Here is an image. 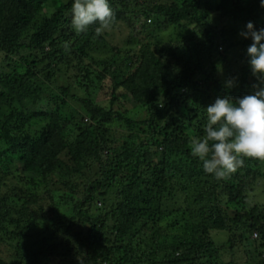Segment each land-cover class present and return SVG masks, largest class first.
<instances>
[{"label": "trees", "instance_id": "obj_1", "mask_svg": "<svg viewBox=\"0 0 264 264\" xmlns=\"http://www.w3.org/2000/svg\"><path fill=\"white\" fill-rule=\"evenodd\" d=\"M71 3L0 0V264H264V160L217 180L189 147L218 97L254 92L251 41L236 36L264 28L259 0H109L100 35L72 30ZM148 21L178 40L147 39ZM240 247L250 260H235Z\"/></svg>", "mask_w": 264, "mask_h": 264}, {"label": "clouds", "instance_id": "obj_2", "mask_svg": "<svg viewBox=\"0 0 264 264\" xmlns=\"http://www.w3.org/2000/svg\"><path fill=\"white\" fill-rule=\"evenodd\" d=\"M259 6L264 9V0ZM69 15L75 33H85L96 24L100 35L110 27L113 14L109 0H72ZM239 36L251 41L246 59L257 81L254 92L235 100L218 97L205 109L204 135L192 138L189 145L191 156L217 180L236 172L245 160H264V28L248 22ZM234 86V78L226 82V87Z\"/></svg>", "mask_w": 264, "mask_h": 264}, {"label": "rangeland", "instance_id": "obj_3", "mask_svg": "<svg viewBox=\"0 0 264 264\" xmlns=\"http://www.w3.org/2000/svg\"><path fill=\"white\" fill-rule=\"evenodd\" d=\"M152 23H153V21H152ZM147 25H149L150 26V31L149 30H147V28L149 27V26H146L145 27V30H146V34H145V36H147L146 38L147 39H151V38H149V37H151V36H153V35H158L159 34V39L161 40V41H164V42H168V41H175V40H178V36L175 34V31L173 30V29H168V28H165L164 27V25L163 26H160V27H158V25L156 26H152L151 27V25L152 24H150L149 23V21L147 22ZM162 25V24H161ZM181 31H182V33L186 36V38H189L190 36H191V34H190V30H188V29H181ZM236 38H241L240 36H236ZM235 37H233V39H236ZM117 42L119 41V38H116L115 39ZM122 40V38H120V41ZM159 40V41H160ZM109 43H111V41L109 42ZM107 46H109V45H107ZM123 46H125V47H123ZM121 45V48L122 49H125V48H129L130 50H132L133 52H135V51H137V46L135 45V41H134V43L131 45V44H129V45ZM219 53H220V55H223L224 54V52H223V50L222 49H220L219 50ZM119 63H120V61H119ZM121 64V63H120ZM120 64H118V65H116V67L114 68V75L116 76V77H118V78H120V79H122V77L123 76H125L126 75V73H127V70H128V68H129V66H130V63L128 62L127 64H125L124 66H121ZM209 70H210V68H209ZM69 83H71V84H73V83H78V81H75V80H73V82L72 81H70ZM75 88V87H74ZM76 89V93L79 95V96H81V97H90V98H92V99H97V97L98 96H101L102 97V95L100 94V95H98L97 94V89H92L91 88V90L88 92V93H85V89L83 88V87H81V86H77V88H75ZM101 104H102V106H104V107H107V101H105V100H102V101H99ZM72 107L74 108V109H77L76 108V105H74L73 106V104H72ZM126 109H129V111H130V114H129V116H130V118H132V119H134L135 121H139V120H141L142 118H143V116H144V113H142L143 111L141 110V109H139V108H135V107H132V105H127L126 106ZM80 118H84L85 120H88L87 119V116H85V114L84 113H82L81 112V116H80ZM106 129H107V131H108V134H110L109 135V138H111V139H113V140H115L114 141V143L115 142H118V143H121L123 140H125L126 139V137L128 136V131H127V129L126 128H123L122 127V124L120 123V122H117V121H114L112 124H110V125H107L106 126ZM106 137L108 136L107 134H104ZM114 143L112 144V146L114 145ZM109 145H111L110 143H109ZM105 153H103V155H104ZM66 161H67V157H65L64 158ZM72 163V162H71ZM261 168V172H263L264 171V167H260ZM92 174L91 173H89V177L91 176ZM62 191L63 192H66V190L63 188L62 189ZM256 196H257V200L258 201H263L264 200V198H261V197H259L260 195H261V188H258V189H256L255 190V193H254ZM253 200H255V196H253V194H248V201H247V206H249V205H252L253 204ZM242 207L244 208V205L242 204ZM57 210V209H56ZM59 212L62 214V215H68L69 213H68V209H67V206H63V205H61L60 204V206H59ZM254 234H255V232L253 231V232H251V234L249 233V235H251L249 238H250V241H251V243H252V245H254L258 240H259V236L257 237V236H254ZM219 236V238H222V239H224L225 238V236L226 235H222V234H216V236ZM30 237H32L31 235H30ZM39 238V237H38ZM38 238H36V236H34L33 235V237L31 238V242L33 243V242H35V241H37L38 240ZM256 245V244H255ZM0 249H2V250H4L5 249V247L3 246V245H1L0 246ZM252 250H253V254H255L254 253V251L256 252L257 251V249L255 248V247H253V248H251ZM238 250L239 251H236V252H240V254H238V255H236V254H234L235 256H237L236 257V261L237 262H239V263H243L245 260L246 261H248V260H250L251 258L250 257H248L247 256V254L244 252V251H242V248L240 247V248H238ZM251 250V251H252ZM257 253V252H256ZM226 259H228V260H231V259H233V256H230L229 254L227 255V257H226Z\"/></svg>", "mask_w": 264, "mask_h": 264}, {"label": "built area", "instance_id": "obj_4", "mask_svg": "<svg viewBox=\"0 0 264 264\" xmlns=\"http://www.w3.org/2000/svg\"><path fill=\"white\" fill-rule=\"evenodd\" d=\"M256 236V235H255Z\"/></svg>", "mask_w": 264, "mask_h": 264}]
</instances>
